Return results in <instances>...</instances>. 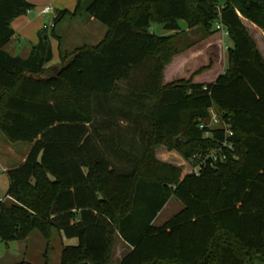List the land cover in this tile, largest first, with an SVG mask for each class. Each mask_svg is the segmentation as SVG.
<instances>
[{"label": "trees", "instance_id": "1", "mask_svg": "<svg viewBox=\"0 0 264 264\" xmlns=\"http://www.w3.org/2000/svg\"><path fill=\"white\" fill-rule=\"evenodd\" d=\"M32 8L0 0V132L32 145L6 172L11 202L0 193V242L33 233L50 242L56 230L77 240L64 246L60 264H111L115 235L132 247L120 264L263 262L264 57L242 18L264 31V0H77L72 13L56 12L26 59L13 57L3 49L15 35L11 24ZM85 16L105 37L73 53L59 46L52 76L49 35L60 44L57 25ZM181 23L200 27L202 41L217 35V23L226 29L227 67L213 81L197 80L214 60L165 83L174 59L197 44L179 49L151 26L178 33ZM136 75L134 92L118 93ZM211 111L231 126L235 159L183 177L156 159L162 146L187 161L216 149L223 129H201ZM172 198L183 209L155 227Z\"/></svg>", "mask_w": 264, "mask_h": 264}, {"label": "rangeland", "instance_id": "2", "mask_svg": "<svg viewBox=\"0 0 264 264\" xmlns=\"http://www.w3.org/2000/svg\"><path fill=\"white\" fill-rule=\"evenodd\" d=\"M226 0H222L224 3ZM75 22V23H74ZM80 19L75 20H66L65 23H61L56 28V33L60 34L61 36L65 35V41L62 45L63 50L67 53H72L76 49H79L84 46L94 45L97 44V41H95L92 38H88V36H85V34L75 35V30L71 29L73 25L80 24ZM97 25L105 31V28L101 26L99 23ZM75 27V26H74ZM181 31L178 33L175 32H166L160 25L153 24L151 26V32L155 33L157 35L161 36H172L173 42L176 45L177 48L181 49L184 48L187 45L197 44L195 47V50L193 54L191 55L190 65L186 68V70L193 68L198 69L202 66H205L209 63V61H215V67L211 70L205 72L202 74V77H200L197 81L198 82H211L214 80V78H217L218 75L222 74L224 70L227 67V49L231 45V43L228 41V38H224L222 36V32L219 31L217 33V37L211 39L210 43L208 40L202 41L203 39V32L200 27H187L186 24L181 23ZM70 28V30H69ZM248 33L252 37V39L255 41L258 50L264 57V36L260 33H256L252 30L251 25H248ZM260 29V28H259ZM261 30V29H260ZM263 31V30H261ZM75 33V34H74ZM264 33V31H263ZM50 41L53 42L54 38L49 35ZM71 38V39H70ZM55 54L56 57L58 56V49L55 46ZM192 63V64H191ZM56 67L48 65L46 67V70L51 73L52 76H54ZM143 71L138 72L137 75L141 74ZM179 73L176 75V78L174 80H179L186 78L184 72L182 69L178 71ZM189 72V71H188ZM135 76L134 80L131 83H122V85L119 88L120 94L122 96L129 95L131 92H134V88L139 82L140 77ZM187 76V75H186ZM137 77V78H136ZM141 80V79H140ZM172 81V80H170ZM170 81H165L167 84ZM98 113H103V110L101 111L98 107V105L95 106ZM98 108V109H97ZM101 116V115H100ZM3 134L0 132V140L2 141V144L4 147H0L1 150L4 151V153L7 152L8 148L11 149L14 148L16 153H13V156H7L2 159L3 163L8 166V168H13L19 166L21 163V158L24 157V155L27 154L28 148L30 147L29 144L24 143H15V144H9L7 143L4 138ZM3 148V149H2ZM10 155V152H9ZM156 159H158L161 162H164L166 164H169L171 166H177L182 171V177L186 174H189L190 166L189 162L178 153L175 149L171 150L165 146H162L157 149L155 152ZM1 157V155H0ZM9 182L8 177L6 176V172L3 171L1 164H0V193L2 197L4 198L6 196V192L8 190ZM168 208V206H167ZM165 209L161 216L159 217V223H161L169 213L168 209ZM169 208L174 210L176 208V205L174 202H170ZM158 223V224H159ZM116 236V235H115ZM114 236V238H115ZM62 240L61 235L56 231H52L51 241L45 242L37 233H33L29 241L27 242H19L15 241L9 244L1 243L0 242V264H16L23 260L33 263V264H59L60 263V251L62 247ZM115 242V239H114ZM114 246V245H113ZM19 248H21V251H19ZM47 253V261H45L44 254ZM111 264H115V261H113V256L111 260ZM254 264H264L263 262H258L257 260L254 262Z\"/></svg>", "mask_w": 264, "mask_h": 264}, {"label": "crops", "instance_id": "3", "mask_svg": "<svg viewBox=\"0 0 264 264\" xmlns=\"http://www.w3.org/2000/svg\"><path fill=\"white\" fill-rule=\"evenodd\" d=\"M28 2L33 6V8L31 10H29L26 14H24V16L19 17L12 22L11 27H12L13 31L15 32V35L9 41V43L3 47V49L8 54H10L11 56L20 57L22 59H26L29 56V54L32 50V47L39 43L40 34H41V31L43 30V26L50 24V22L56 16L55 15L56 12L67 11L69 13H72L75 10L76 5H77V0H28ZM45 6H51L53 8V14L47 15V16L41 15L40 10L42 8H44ZM75 19L81 20L80 24L73 25L71 28V29L75 30V33H76V34L74 33L75 35H80L83 33V34H85V36H88V38H92L95 41H97V44L103 40V38L105 37V34L107 32L106 28H105V31L100 29V27L97 25L98 22L96 20H94V18H91L89 16L88 17L85 16L83 18H74V19L66 18V19L62 20L57 26H59L61 23H65L66 20L72 21ZM242 24L245 25L247 31L249 29L248 25H251V28L253 31H255L256 33H260L264 36L263 31H261L256 25H253L252 23L247 22L243 18H242ZM69 30H70V28H69ZM56 34L60 37V44H59V41L56 39H54L53 42H51L49 39L50 45L53 49V55H54L53 60H52L51 64H49V65L54 66V67H58V65L60 64L59 63L60 62L59 46L61 47V49L64 53H67L66 51L63 50V47H62V45L64 44V41H65V35L61 36L58 33H56ZM213 37L216 38L217 35H214ZM213 37H210L206 40H208V42H210V43H213V42H211V39H213ZM97 44L89 45V46H95ZM55 46L58 49V56L57 57L55 54ZM89 46H84V47H89ZM192 54H193V51L188 50L183 55L175 58L174 59L175 61L165 71V75H164L165 80L170 81L172 78L175 77L174 74L175 73L177 74L179 70H181V69L185 70L186 67L188 65H190L189 63H190V60H191L190 58H191ZM261 56H262V54H261ZM55 70H56V68H55ZM3 138L7 143H9L5 137H3ZM9 144H11V143H9ZM12 144H15V143H12ZM29 145H30V147L28 148L27 154L21 158L22 161L19 164V166H21L26 161L25 159H26L27 155L29 154V151L32 147L31 144H29ZM0 147H4L1 140H0ZM6 148H8L6 153H4L3 150H1V152H0V155H1L0 164H1V167H2L4 172L10 171V170H13L14 168H16V167L8 168V166L3 163V161H2L3 158H5L6 156L8 158V156L9 157L13 156L12 154L16 153L14 148H12V149L10 147H6ZM9 152H10V155H9ZM19 166H17V167H19ZM8 182H9V180H8ZM2 199L4 202H6V201L9 203L11 202L9 199H6V197H4V198L2 197ZM170 202L175 203L176 208H174V210L169 208ZM167 206H168V208H167ZM166 208L168 210L170 209L169 210L170 214H168V216L161 223H159V217L161 216L162 212ZM182 209H183L182 203L177 201L175 198L170 199L169 202L167 203V205L163 208V210L159 213L158 217L155 219V222L153 223V225L155 227L159 228V226H162L171 217H173L176 213H178ZM31 236H32V234H31ZM31 236H29L25 241H19V242L25 243V242L29 241ZM61 239H63V240H62V247H61V251H60V256H61V252H62L64 246L77 245V240H69V239H65L64 237H61ZM131 250H132V247L128 243H126L122 239V237H120L119 235L115 236V242H114V246L112 249L113 261H115V264H120L123 261V259L128 256V254L131 252ZM19 251H21V248H19ZM23 261H25V260H23ZM60 261H61V257H60ZM25 262H27V261H25Z\"/></svg>", "mask_w": 264, "mask_h": 264}, {"label": "built area", "instance_id": "4", "mask_svg": "<svg viewBox=\"0 0 264 264\" xmlns=\"http://www.w3.org/2000/svg\"><path fill=\"white\" fill-rule=\"evenodd\" d=\"M40 14L44 16L51 15L53 14V8L51 6H45L40 10ZM53 20L50 22V24L44 25L43 29L53 28ZM216 30L221 31L222 36L224 38L228 37V33L226 29L220 23L216 24ZM210 114H211V118L209 119L208 124L202 125L201 129L221 128L224 131V135H223V139L220 140L218 147L216 149L206 152L205 154H197L193 156L191 159H189L188 161L190 166L189 173L195 174L197 176H199L202 170H204L207 166L213 167L216 164L229 160L230 158L235 159L234 143L232 141L233 131L231 129V126L228 123L221 122V119H219L213 111H211ZM209 136H210V132L205 131L204 137H209Z\"/></svg>", "mask_w": 264, "mask_h": 264}, {"label": "water", "instance_id": "5", "mask_svg": "<svg viewBox=\"0 0 264 264\" xmlns=\"http://www.w3.org/2000/svg\"><path fill=\"white\" fill-rule=\"evenodd\" d=\"M44 39H45V42L48 41L46 37H44ZM54 71H56V70H54ZM51 73H53V72H51ZM176 140H177V143H179V140L178 139H176ZM55 212H56V208H54L52 214H55Z\"/></svg>", "mask_w": 264, "mask_h": 264}]
</instances>
